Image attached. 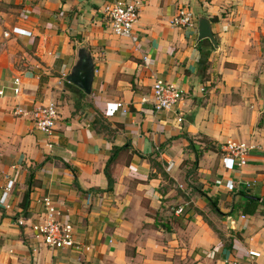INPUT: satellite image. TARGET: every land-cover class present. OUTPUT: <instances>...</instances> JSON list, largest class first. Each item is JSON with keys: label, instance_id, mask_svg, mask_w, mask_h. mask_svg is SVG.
<instances>
[{"label": "crops", "instance_id": "1", "mask_svg": "<svg viewBox=\"0 0 264 264\" xmlns=\"http://www.w3.org/2000/svg\"><path fill=\"white\" fill-rule=\"evenodd\" d=\"M136 1L132 41L108 28L104 0H0V197L13 183L0 264H264V0ZM180 9L195 28L171 25ZM200 18L215 45L199 39ZM83 61L89 93L67 80ZM157 80L185 91L171 111L153 110ZM48 101L59 112L50 138L13 115ZM226 141L255 147L244 167ZM45 197L80 249L35 236Z\"/></svg>", "mask_w": 264, "mask_h": 264}, {"label": "built area", "instance_id": "2", "mask_svg": "<svg viewBox=\"0 0 264 264\" xmlns=\"http://www.w3.org/2000/svg\"><path fill=\"white\" fill-rule=\"evenodd\" d=\"M101 13L108 28L111 32L118 36L129 38L136 41V36L133 35V29L138 23L140 15V2L136 0H104L101 7ZM173 27L187 29L196 27V18L193 14L184 9L177 11L171 19ZM7 36V34H5ZM146 61V58L143 59ZM20 80L14 79L12 91L15 96L20 93ZM3 91H0V95ZM185 91L175 84L168 83L162 80H157L152 86L151 102L153 110L156 113L167 112L174 109L183 99ZM143 101H147L143 99ZM117 107L122 108L121 103H117ZM124 113L125 110H122ZM13 115L30 119L35 128L50 138L56 127L59 118L58 106L54 101H48L31 111H27L19 106L13 110ZM181 122V118L178 119ZM252 145L244 142L226 141L222 147L224 156L229 159L235 167L242 168L247 164V158L250 152L254 149ZM173 164L169 163L167 171L172 168ZM219 183V182H217ZM13 183L9 181L6 184L4 192L0 197V205H5L8 192L12 189ZM181 188V187H180ZM41 205L45 211V218L41 223L32 226V231L37 238H40L43 244L48 248L53 249H80L74 240V226L67 221L61 220V213L57 206L49 197H45L41 201ZM182 207H179L175 213L181 214ZM89 250V248H84ZM250 258H257L259 253L249 251ZM227 264H239L236 261L228 262Z\"/></svg>", "mask_w": 264, "mask_h": 264}, {"label": "water", "instance_id": "3", "mask_svg": "<svg viewBox=\"0 0 264 264\" xmlns=\"http://www.w3.org/2000/svg\"><path fill=\"white\" fill-rule=\"evenodd\" d=\"M198 36L199 39H209L215 45V39L211 32V23L206 18H200L198 20ZM92 69L87 61H83L77 64L73 74H71L67 80L79 87L85 93H89V84L91 80ZM264 106V99H263Z\"/></svg>", "mask_w": 264, "mask_h": 264}, {"label": "trees", "instance_id": "4", "mask_svg": "<svg viewBox=\"0 0 264 264\" xmlns=\"http://www.w3.org/2000/svg\"><path fill=\"white\" fill-rule=\"evenodd\" d=\"M263 124H264V120L261 119V121L259 122V125L262 126ZM118 151H120L119 148L118 149L115 148L112 150V155L109 157V160H108L106 168H105V175H106L107 180H108L107 191H111L113 188V185H114V180L112 179V177L110 175L109 167H110V164L114 160V154H116ZM198 158H199V153L196 154V161H198ZM196 161H195V164H196ZM257 207H258L257 202L251 200V201L247 202V204L245 205L244 212L246 214L252 215L256 212Z\"/></svg>", "mask_w": 264, "mask_h": 264}]
</instances>
